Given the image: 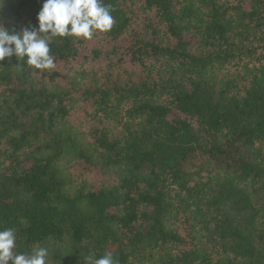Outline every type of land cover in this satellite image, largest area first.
<instances>
[{"label":"trees","instance_id":"1","mask_svg":"<svg viewBox=\"0 0 264 264\" xmlns=\"http://www.w3.org/2000/svg\"><path fill=\"white\" fill-rule=\"evenodd\" d=\"M104 3L54 69L0 61V229L49 264H264V0Z\"/></svg>","mask_w":264,"mask_h":264},{"label":"clouds","instance_id":"2","mask_svg":"<svg viewBox=\"0 0 264 264\" xmlns=\"http://www.w3.org/2000/svg\"><path fill=\"white\" fill-rule=\"evenodd\" d=\"M38 28L29 24L22 31L0 25V61L15 56L40 70L55 68L50 54L52 39L74 36L91 39L94 32L108 33L114 25L112 5L104 0H43L37 14ZM17 230L0 229V264H49L45 246L33 245L29 252L16 251ZM89 264H116L111 253L87 258Z\"/></svg>","mask_w":264,"mask_h":264}]
</instances>
